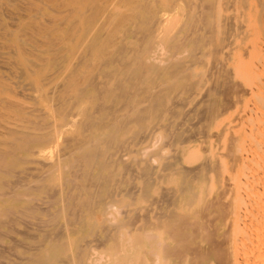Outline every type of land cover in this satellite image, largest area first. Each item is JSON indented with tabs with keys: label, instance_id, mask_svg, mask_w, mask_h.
Segmentation results:
<instances>
[{
	"label": "rangeland",
	"instance_id": "rangeland-1",
	"mask_svg": "<svg viewBox=\"0 0 264 264\" xmlns=\"http://www.w3.org/2000/svg\"><path fill=\"white\" fill-rule=\"evenodd\" d=\"M263 21L264 0H0V261L120 264L160 232L175 247L181 224L235 248V176L264 182V108L252 123L240 73L261 69ZM244 126L260 147L243 162ZM194 252L177 264H217Z\"/></svg>",
	"mask_w": 264,
	"mask_h": 264
},
{
	"label": "bare ground",
	"instance_id": "bare-ground-1",
	"mask_svg": "<svg viewBox=\"0 0 264 264\" xmlns=\"http://www.w3.org/2000/svg\"><path fill=\"white\" fill-rule=\"evenodd\" d=\"M245 1V0H244ZM262 6H263V1H262V4H261ZM260 5V6H261ZM254 8V7H253ZM261 8H263V7H261ZM261 10V9H260ZM259 14H261L260 12H259ZM213 17H215V15L213 14ZM232 18V17H231ZM257 19H260V15H259V18L257 17ZM214 20V19H213ZM142 21V20H141ZM261 22V21H260ZM259 22V23H260ZM264 22V21H263ZM148 23V22H147ZM261 24V23H260ZM244 26V25H243ZM242 26V27H243ZM264 26V25H263ZM240 28V27H239ZM233 29V28H232ZM264 29V28H263ZM247 32V31H246ZM263 32H264V30H263ZM262 32V33H263ZM241 33V32H240ZM243 33V32H242ZM245 34V33H244ZM238 35V34H237ZM246 35H247V33H246ZM249 35V34H248ZM247 35V36H248ZM251 35V34H250ZM241 37H243V34L242 35H240ZM239 37V36H238ZM240 37V38H241ZM246 38V37H245ZM242 39V38H241ZM241 39H240V41H241ZM264 40V39H263ZM243 41V40H242ZM222 42H223V40H222ZM256 42V41H255ZM240 43H243V42H240ZM257 43H259V42H257ZM259 44H261V43H259ZM256 45V44H255ZM264 45V44H263ZM260 46V45H259ZM261 47V46H260ZM264 47V46H263ZM263 47H261V49L263 50L264 48ZM245 48V47H244ZM245 50V49H244ZM260 50V49H259ZM262 52H264V51H262ZM244 53H245V51H244ZM243 54V53H242ZM246 54H247V52L245 53V56H246ZM264 55V54H263ZM247 57V56H246ZM248 59V58H247ZM114 60V59H113ZM254 60V59H253ZM257 61V60H256ZM256 63V62H255ZM256 65V64H255ZM253 63H244L243 64V66H242V68H241V70H240V73H241V75H242V77L247 81V83L249 84V86H250V89L252 90V91H256L257 93H256V95L255 96H257V98H258V102H254L253 101V103L254 104H252V105H247L248 106V108H247V114L250 116V117H248V118H250V121H252V123H253V121H255V120H258V119H262V109L264 108V90H262V88H260V86H258V83H257V81H255V79L258 77V79H260V80H264V79H262V78H264L262 75H263V71H264V62L263 63H261L259 66H260V70L258 69V68H256L257 66H255ZM220 67V66H219ZM37 68V67H36ZM107 72V71H106ZM260 72V73H259ZM136 74V73H135ZM135 76V75H134ZM138 76V75H137ZM261 76H262V78H261ZM262 82V81H261ZM236 83H237V81H236ZM264 83V82H263ZM229 85V84H228ZM254 85V86H253ZM236 87H237V85H235ZM238 86H239V84H238ZM155 87H157V86H155ZM241 87V86H240ZM243 88V87H242ZM227 89V88H226ZM238 89H239V87H238ZM239 90H241V88L239 89ZM243 90H245V89H243ZM226 92V91H225ZM240 92V91H239ZM236 93V92H235ZM134 94V93H133ZM154 94V93H153ZM246 94H247V92H246ZM123 96V95H122ZM159 96V95H158ZM251 99H252V97H251ZM209 100V99H208ZM252 101V100H251ZM142 102V101H141ZM236 103H238V102H236ZM248 103H250V102H248ZM212 106V105H211ZM113 107V106H112ZM108 108V107H107ZM110 110H112V109H110ZM204 110V109H203ZM240 112V111H239ZM245 113H246V111H245ZM244 113V114H245ZM242 114V113H241ZM247 115V116H248ZM257 115V118L255 117ZM264 115V114H263ZM245 116V115H244ZM252 116H254L255 117V119L254 118H252ZM104 117H106V116H104ZM254 119V120H253ZM264 119V118H263ZM248 120V119H247ZM244 122H246V121H244ZM262 122V121H261ZM251 122H250V124H252ZM250 124L248 123L247 125H249V127L248 128H251V131L252 130H254V129H252V125L250 126ZM238 125V124H237ZM246 125V124H245ZM235 126V125H234ZM239 126V125H238ZM237 126V127H238ZM245 128H246V126H244ZM259 127V126H258ZM258 127H256L255 128V130L258 128ZM262 127V126H261ZM261 127H259L260 129H262ZM39 128V127H38ZM117 129V128H116ZM247 129V128H246ZM245 129V130H246ZM157 129H155L154 131H156ZM153 131V132H154ZM222 132H223V130H221ZM247 131H249V129H247ZM245 132V131H244ZM254 132V131H253ZM252 132V133H253ZM260 132V131H259ZM149 133V132H148ZM246 133V132H245ZM258 133V132H257ZM256 133V134H257ZM248 134H249V136H250V140L249 139H243L242 140V145H243V152L240 154V157H244V158H249L251 155H249L250 154V152H253V154H256L254 157H256L257 155H258V153H254L255 151H253V149L254 148H256V146L252 149L251 147H250V143H251V139H254V138H252V136H251V134H250V131L248 132ZM248 134H247V136H248ZM256 134L254 135V136H256ZM260 134V133H259ZM111 135V133H108V136H110ZM116 135V134H115ZM218 135H221V134H218ZM231 135V134H230ZM229 135V136H230ZM114 136V135H113ZM246 136V137H247ZM253 136V137H254ZM144 137V136H143ZM218 137V136H217ZM68 138V137H67ZM141 138V137H140ZM219 138V137H218ZM229 138H232V136H230ZM228 138V139H229ZM237 138V137H236ZM259 138V137H258ZM41 139V138H40ZM144 139V138H143ZM260 139V138H259ZM109 140V139H108ZM140 140V139H139ZM236 139H234V141H235ZM255 140V139H254ZM253 140V141H254ZM232 141V140H231ZM258 142V140H255V142ZM36 142H38V141H36ZM108 142V141H107ZM135 142H138V141H135ZM229 142V141H228ZM256 142V144H257V148L256 149H258L259 147H260V144H258ZM233 143V142H232ZM231 143V144H232ZM106 144V143H105ZM129 144V143H128ZM229 144H230V142H229ZM234 145V144H233ZM109 146V145H108ZM252 146V145H251ZM99 147V146H98ZM111 147V146H110ZM121 147V146H120ZM231 148V145L230 146H228L227 147V149L228 148ZM233 147V146H232ZM78 148V147H77ZM82 148V147H81ZM80 148V149H81ZM249 148H251L252 149V151H250L249 150ZM261 148H262V146H261ZM99 149V148H98ZM97 149V151H98V153H99V150ZM240 149V148H239ZM238 149V150H239ZM230 150V149H229ZM101 151V150H100ZM230 151H232V150H230ZM89 152V151H88ZM87 152V155H90V153H92V151L90 150V152L88 153ZM95 152V151H94ZM233 152V151H232ZM81 153V152H80ZM97 153V152H96ZM230 153V154H229ZM69 154V153H68ZM93 154V153H92ZM225 154L227 155V153L225 152ZM224 154V155H225ZM86 155V154H85ZM97 155H99V154H97ZM97 155L95 154V156L97 157ZM225 155V156H226ZM228 155H231L230 156V158L232 157L233 158V154H231V152H228ZM227 155V156H228ZM81 159L83 158V157H81V155L79 156ZM118 157H120V156H118ZM252 157V156H251ZM77 158V157H76ZM243 158V162H244V159ZM253 158V157H252ZM258 158V157H257ZM264 158V157H263ZM260 159H261V157H260ZM77 160H80V159H77ZM204 160V159H203ZM255 160V159H254ZM1 161V160H0ZM3 161V160H2ZM110 161V160H109ZM231 161H232V159H231ZM82 162V161H81ZM105 163V162H104ZM113 163V162H112ZM201 164H203V162L201 161L200 162ZM247 163V162H246ZM246 163H245V167H246ZM92 164V163H91ZM106 164V166H107V163H105ZM200 164V165H201ZM231 164H232V162H231ZM243 164V163H242ZM250 164V163H249ZM264 164V163H263ZM262 164V165H263ZM81 165V164H80ZM87 165V164H86ZM184 165V164H183ZM233 165H234V162H233ZM233 165H231V166H233ZM261 165V166H262ZM82 166V165H81ZM185 166V165H184ZM183 166V167H184ZM197 166V165H196ZM208 165H206V167H207ZM210 166V165H209ZM219 166V165H218ZM249 166H251V165H249ZM126 167H128V166H126ZM193 167V166H192ZM255 167V166H254ZM254 167H253V169H254ZM186 168V167H185ZM187 168H189V167H187ZM186 168V169H187ZM191 168V167H190ZM208 168V167H207ZM242 168H243V166H242ZM252 168V167H251ZM182 169V168H181ZM185 169V170H186ZM214 169V168H213ZM230 169H232V168H230ZM248 169V168H247ZM262 169H263V167H262ZM184 170V169H183ZM182 170V171H183ZM188 170V169H187ZM190 170V169H189ZM191 170H192V168H191ZM205 170H206V168H205ZM209 170H211V169H209ZM233 170V169H232ZM249 170H251V169H248L247 171H246V168H243V169H241L239 172H237V175L235 176V182H234V185H235V188H233V189H235V193H234V199H233V203H232V220L234 221V238L237 240L236 242H235V244H237L236 245V247L235 248H230L229 246H227V245H225V246H223V243L226 241V240H224V242L222 241V239H217V238H213L212 239V237H213V235L211 236V240H210V238L209 239H207V240H209V242H210V244H209V246L206 248V251L207 252H205V250H202L200 247H197V246H192V245H190L189 244V240L187 239L188 237V234L186 233L185 234V232H186V230H183L182 228L183 227H185V225L184 224H181V225H175V226H173V228L170 230V233H171V236H173V234H175L176 236H177V240H176V242H178L179 243V245L178 246H176V242L174 243V245H175V247L174 246H170V245H168L167 243H165L164 242V237L161 235V232L160 233H158L157 235H158V240H157V247H152L151 249H152V251H151V249H150V251H151V254L153 255V256H150V255H148V253L150 252L149 251V249L147 248V243H146V237H144V239H143V245H142V248L140 249V250H136V249H134V248H136L135 247V245H133V247H131V251H130V254H129V258L131 259V261L128 259V258H126L125 260L126 261H122L120 264H177L178 263V261H180V258L181 257H183L185 254H184V251H189V249H191V250H194L195 252H197L199 255H202V254H206L207 255V253H210V254H212L219 262H220V264H230V262L231 261H233V263L234 264H264V185H263V181H262V184L260 183L261 182V179H260V181H259V183L258 182H256L257 184H258V187H261L260 189H257L258 187L256 186H252L251 185V182H250V178H251V174H252V178L253 177H255L253 174H256V172L254 173H251L252 171H249ZM255 170H256V168H255ZM254 170V171H255ZM258 170V169H257ZM195 171H197V170H195L194 169V171H193V173L195 172ZM200 171V170H199ZM260 171V170H259ZM258 171V172H259ZM81 172V171H80ZM88 172V171H87ZM192 172V171H191ZM209 172V171H208ZM220 172V171H219ZM250 172V175L248 174ZM257 172V173H258ZM46 173V172H45ZM89 173V174H88ZM87 174H88V178L91 176L90 175V173L91 172H88ZM186 173H187V171H186ZM189 173H190V171H189ZM196 173V172H195ZM198 173V172H197ZM214 173H216V172H214ZM260 173V172H259ZM188 174V173H187ZM196 175V174H195ZM195 175H193L194 177H195ZM205 175V174H204ZM259 176H260V174H258ZM207 176V175H206ZM226 176V175H225ZM261 176H262V174H261ZM69 177V176H68ZM84 177H86V176H84ZM208 177V176H207ZM256 177H257V175H256ZM255 177V178H256ZM217 178V177H216ZM224 178V177H223ZM41 179H42V177H41ZM87 179V178H86ZM254 179V178H253ZM252 179V180H253ZM220 180V179H219ZM256 180V179H255ZM263 180V179H262ZM23 181V180H22ZM87 181H88V179H87ZM215 181H217V180H215ZM229 181H230V179H229ZM254 181V180H253ZM21 182V181H20ZM88 182H90V181H88ZM93 183L95 182V180L94 181H92ZM221 182V181H220ZM26 183V182H25ZM79 184V183H78ZM95 185H97V183H94ZM208 184V183H207ZM226 184V183H225ZM256 184V185H257ZM18 185V184H17ZM82 185H83V183H82ZM86 185H87V182H86ZM86 185H84V186H86ZM94 185V186H95ZM260 185H262V186H260ZM23 186V185H22ZM32 186V185H31ZM31 186L30 187H28V188H31ZM220 186V185H219ZM225 187V186H224ZM27 188V187H26ZM33 188H34V186H33ZM85 188V187H84ZM223 188V187H222ZM254 188L255 189H257V191L255 190V192H254ZM15 189V188H14ZM37 189V188H36ZM164 190H166V189H164ZM173 190V189H172ZM226 190H228V188L226 189ZM167 191V190H166ZM109 192V191H108ZM165 192V191H164ZM168 192V191H167ZM221 192V191H220ZM3 193V192H2ZM0 193V196H5V195H3V194H6V193ZM92 193V192H91ZM148 193V192H147ZM225 193V192H224ZM2 194V195H1ZM8 194V193H7ZM10 194V193H9ZM26 194V193H25ZM90 194V193H89ZM112 194V193H111ZM232 195V194H231ZM11 196H13V195H11ZM14 196H16V199H18L17 198V195H14ZM112 196V195H111ZM168 196V195H167ZM166 196V197H167ZM170 196V195H169ZM221 196V195H220ZM254 196H259V199H261V201L259 200V199H257V200H259V202L256 204V202L257 201H254L253 199L255 198ZM27 197V196H26ZM31 197V196H30ZM72 197H73V195H72ZM163 197H164V195H163ZM222 197H223V195H222ZM221 197V198H222ZM254 197V198H253ZM75 198H77V197H75ZM89 198H91V199H89V200H92V196H90ZM214 198V197H213ZM2 199V198H1ZM14 199H15V197H14ZM87 199H88V196H87ZM172 199V198H171ZM3 200V199H2ZM74 200V199H73ZM218 200H219V198H218ZM209 201L210 200H208V204L210 205V206H214V204H216V202L214 203L213 201L211 202L212 204H210L209 203ZM221 201V200H220ZM254 201V202H253ZM81 202V201H80ZM80 202H79V205L78 206H80L82 203L84 204V206H85V203H84V201H82V203L80 204ZM214 203V204H213ZM218 203V202H217ZM223 203V202H222ZM260 203V204H259ZM74 204V203H73ZM110 204V203H109ZM224 204V203H223ZM228 204V203H227ZM254 204H256V205H254ZM259 204V205H258ZM87 206L89 205V204H86ZM159 205V204H158ZM208 205V206H209ZM217 205V204H216ZM32 206V205H31ZM208 206H206V208L208 209ZM27 209H28V206L26 207ZM77 208V207H76ZM81 208V207H80ZM202 208V207H201ZM200 208V209H201ZM8 209V208H7ZM6 209V210H7ZM31 209V208H30ZM205 209V208H204ZM222 209V208H221ZM6 210L4 211L5 212V214L7 215V214H9L10 213V211H9V209L7 210L9 213H6ZM13 210V209H12ZM12 210H11V213H13L12 212ZM31 210H33V209H31ZM206 210V209H205ZM214 210V209H213ZM0 211H2V209H0ZM218 211V210H217ZM171 212V211H170ZM165 213V212H164ZM209 213V212H208ZM211 213V212H210ZM219 213V212H218ZM3 215H4V213H2ZM168 214H170V213H168ZM214 214V213H213ZM6 215H5V217L4 218H6ZM50 215V214H49ZM69 215V214H68ZM203 215H205V214H203ZM210 215V214H209ZM209 215H205V217L207 216H209ZM216 215V214H215ZM7 216H9V215H7ZM167 216V215H166ZM165 216V217H166ZM202 216V215H201ZM218 215H216L215 217L213 216V218H216ZM219 216H220V214H219ZM9 217H11V216H9ZM169 217H171V216H169ZM202 217H204V216H202ZM223 217V216H222ZM13 218V217H12ZM161 217H159V216H157L156 218H155V220H149V221H151L153 224L155 223V222H157V221H162L161 219H160ZM167 218V217H166ZM224 218V217H223ZM180 219V218H179ZM186 219V218H185ZM209 219V217L207 218V220ZM49 220H51V219H49ZM202 220V219H201ZM181 221L182 222H184V218H183V220H182V218H181ZM194 221H196V220H194ZM205 221H206V219H205ZM210 221V220H209ZM1 222H3L4 223V220L2 221L1 220ZM9 222H11V220L9 221ZM12 222H13V219H12ZM38 222V221H37ZM69 222V221H68ZM166 222H167V220H166ZM192 222V223H191ZM190 223H188V221H186L185 220V224L186 223H188V224H190V225H193L194 224V222L193 221H191ZM197 222H198V219H197ZM207 222V221H206ZM72 223V222H71ZM161 223V222H160ZM203 223V222H202ZM211 223H212V221H211ZM211 223L209 224V225H211ZM157 225V224H156ZM159 225V224H158ZM157 225V226H158ZM163 225H166V224H163ZM194 225H196V227L198 228V226H197V224H194ZM193 225V226H194ZM213 225V224H212ZM217 225V224H216ZM229 225H230V223L228 224V228H229ZM8 226V225H7ZM183 226V227H182ZM208 226V225H207ZM213 226H215V225H213ZM220 226V225H219ZM145 228V227H144ZM195 228V227H194ZM216 228V227H215ZM215 228H213V229H215ZM227 228V227H226ZM130 229V228H129ZM143 229V228H142ZM154 230L156 231V229L154 228ZM164 230V229H163ZM195 230V229H194ZM197 230V229H196ZM195 230V231H196ZM226 230V229H225ZM225 230H224V233H225ZM229 230V229H228ZM145 231V230H144ZM148 231V230H147ZM193 231V230H192ZM203 231V230H202ZM33 232V231H32ZM146 232V231H145ZM150 232V231H149ZM168 232V231H167ZM194 232V231H193ZM205 232V231H204ZM214 232H216V231H214ZM0 233H2L3 234V232H0ZM170 233H169V235H170ZM196 233V232H195ZM199 233H200V231H199ZM198 233V234H199ZM223 233V235H224V237H225V239L227 238V235L226 234H224ZM228 233H229V231H228ZM37 234V233H36ZM211 234V233H210ZM5 235V234H4ZM4 235H2V237H4ZM24 235V234H23ZM22 235V236H23ZM31 235V234H30ZM145 235H147L146 233L144 234V236ZM190 235V234H189ZM203 235V234H202ZM226 235V236H225ZM1 236V235H0ZM148 236V235H147ZM193 236V235H192ZM195 236V235H194ZM218 236V235H217ZM220 236V235H219ZM155 237V236H154ZM191 237V236H190ZM200 237V236H199ZM201 237H205V236H201ZM201 237H200V239H201ZM11 238V237H10ZM14 238V237H13ZM146 238V239H145ZM173 238H174V236H173ZM198 238V237H197ZM223 238V237H222ZM111 239V238H110ZM148 239H150V238H148ZM153 239V238H152ZM191 239V238H190ZM194 239V238H193ZM206 239V238H205ZM198 240H199V238H198ZM18 241V240H17ZM39 242V241H38ZM205 242H207V241H205ZM227 242V241H226ZM229 242V241H228ZM19 243V242H18ZM23 243V242H22ZM99 244V243H98ZM15 245H16V243H15ZM64 245V244H63ZM39 246V245H38ZM79 245H77L76 247H77V249L78 248H80L81 246H79ZM100 246V245H99ZM75 247V248H76ZM74 248V249H75ZM81 249V248H80ZM133 249H134V251H133ZM203 249H205V248H203ZM1 250L3 251V249L1 248ZM0 250V251H1ZM46 250V249H45ZM232 251V252H231ZM77 252V251H76ZM80 252H81V250H79L78 249V252L77 253H75L76 254V257L78 256H80ZM191 253L190 254H192V251H190ZM194 252V254H195V256L197 255V253H195ZM46 253H48L47 252V250H46ZM78 253H79V255H78ZM82 253V252H81ZM33 254H35V253H33ZM38 254V253H37ZM230 254L232 255V257L233 258H231V256H230ZM49 255V254H48ZM35 256V255H34ZM198 256V255H197ZM204 256V255H203ZM39 257H40V255H39ZM47 257V256H46ZM142 257H144L143 258V260L141 259ZM206 257V256H205ZM34 258V257H33ZM80 258H81V256H80ZM102 258V257H101ZM207 258V257H206ZM214 258V259H215ZM39 259V258H38ZM77 259H79V258H77ZM82 259V258H81ZM193 259V258H192ZM200 259V258H199ZM199 259L197 258V261L199 262ZM42 260V259H41ZM41 260H40V262H39V264H43V262L41 263ZM194 260V259H193ZM231 260V261H230ZM9 261V260H8ZM36 261V260H35ZM79 261H81V260H79ZM78 261V262H79ZM195 261V260H194ZM193 261V262H194ZM218 261H217V264H219L218 263ZM18 262V261H17ZM36 262H38V261H36ZM66 262V261H65ZM78 262H77V264H78ZM131 262V263H130ZM197 262V263H198ZM0 263H2L1 261H0ZM48 262H46V264H47ZM196 263V264H197ZM3 264V263H2ZM11 264V263H10ZM18 264V263H17ZM80 264H83L82 263V261H81V263ZM198 264H200V262L198 263Z\"/></svg>",
	"mask_w": 264,
	"mask_h": 264
}]
</instances>
